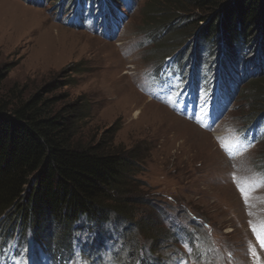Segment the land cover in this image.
Segmentation results:
<instances>
[{
	"label": "rangeland",
	"instance_id": "rangeland-1",
	"mask_svg": "<svg viewBox=\"0 0 264 264\" xmlns=\"http://www.w3.org/2000/svg\"><path fill=\"white\" fill-rule=\"evenodd\" d=\"M77 1L0 0V70L9 68L0 94L15 84L24 87L25 96L57 86L50 95L60 97L58 107L81 109L76 143L106 141L108 145L137 148L145 157L146 169L139 176L149 184V197L157 200L166 213L181 218L193 232L189 246L178 240L167 241L166 247L155 253L158 262L255 264L256 257L249 251L251 241L260 264H264V249L256 244L249 229L250 220L264 217V137L256 142L250 138L245 148L234 154L228 152L242 141L239 133L242 127L247 129L252 124L248 122L250 116L264 107V96L251 86L264 71L250 64L240 69L223 66L217 43L207 41L205 47L213 55V68L220 69L221 74L207 73L208 67H201L209 65L211 58L201 52L199 37L187 38L185 44L176 43L175 47L168 42L172 47L167 51L157 49L162 42L156 46L150 43L148 26L154 21L145 11L151 2L160 4L162 0H126L128 7L121 5L123 0L117 4L104 0L113 12H106L107 17L106 13L100 14L102 27L95 24V15L102 6L99 0H95L92 11L88 10L91 16L95 11L92 20L76 26L72 16ZM81 13L80 18L84 10ZM158 21L154 23L160 24ZM206 24L203 20L200 25ZM182 46L186 48L179 59L188 70L177 64L171 67L170 73L182 78L179 88L173 91L171 87L178 86V82L162 77L160 70L167 56ZM251 55L257 53L246 57ZM193 67L196 77L200 69L202 72L200 83L199 76L196 78V91L204 114L212 112L218 81L231 88L225 110L212 124L193 121L175 106L177 96L192 84L189 80ZM135 100L140 103L133 104ZM138 108L141 113L135 114ZM221 143L229 146L227 151ZM238 182L254 186L247 204ZM146 209L148 212L142 214L148 220L146 235L159 231L162 225L168 228L165 221L154 216L155 210ZM11 218L17 219L14 215ZM105 227L110 232L112 227ZM52 231L55 234L61 230L55 225ZM113 233L126 240L122 229ZM89 235L90 231L80 232L76 263L118 264L107 250L101 259L96 258L94 246L88 244L93 239ZM128 238L129 248L151 246V239L138 233L128 232Z\"/></svg>",
	"mask_w": 264,
	"mask_h": 264
},
{
	"label": "trees",
	"instance_id": "trees-1",
	"mask_svg": "<svg viewBox=\"0 0 264 264\" xmlns=\"http://www.w3.org/2000/svg\"><path fill=\"white\" fill-rule=\"evenodd\" d=\"M145 12L154 22L160 20V24L148 26L150 43L156 46L162 42L157 48L160 51L199 37L201 52L211 58L209 65L201 67L207 66V73L221 74L213 68L207 41L217 43L223 66L240 69L250 64L264 71V0H162L160 4L151 2ZM203 20L206 26L200 25ZM185 48L178 47L167 57L174 56L177 66L188 70L179 59ZM252 52L257 55L247 58ZM8 70V66L0 70V87ZM190 73L195 78L194 67ZM201 73L200 69V81ZM262 73L251 86L264 96ZM56 88L51 85L25 96L24 87L15 84L0 94V256L7 254L6 246L15 241L17 248H26L27 253L43 252L55 261L69 260L83 230L90 231L93 239L88 244L94 246L96 258L101 259L107 250L118 264H162L155 253L170 239L189 246L193 232L185 222L166 213L148 195L149 184L139 176L146 169L145 157L137 148L106 141L76 143L81 109L58 107L60 97L50 95ZM263 108L248 122H264ZM259 133L260 140L264 127ZM147 207L155 210L156 214L150 215H157L168 228L162 225L159 231L146 235L148 220L142 214L148 212ZM13 215L17 217L14 221L10 219ZM55 225L60 233H53ZM105 225L112 227L110 232ZM120 229L126 240L113 233ZM128 232L151 239V246L129 248Z\"/></svg>",
	"mask_w": 264,
	"mask_h": 264
},
{
	"label": "snow or ice",
	"instance_id": "snow-or-ice-1",
	"mask_svg": "<svg viewBox=\"0 0 264 264\" xmlns=\"http://www.w3.org/2000/svg\"><path fill=\"white\" fill-rule=\"evenodd\" d=\"M221 146L225 148L226 151L228 150L229 146L227 144L221 143ZM237 186L245 200V203L247 204L248 200L250 199L251 191L254 190V186H247L246 182H238ZM249 215L252 216L253 213L250 212ZM249 229L255 238L256 244H258L261 249H264V217L250 220ZM249 251L253 256L256 257L255 264H260L258 254L255 251V246L251 241L249 242Z\"/></svg>",
	"mask_w": 264,
	"mask_h": 264
},
{
	"label": "bare ground",
	"instance_id": "bare-ground-1",
	"mask_svg": "<svg viewBox=\"0 0 264 264\" xmlns=\"http://www.w3.org/2000/svg\"><path fill=\"white\" fill-rule=\"evenodd\" d=\"M115 20V19H114ZM230 90H231V88H229ZM140 102L138 101V100H135V102H133V104H139ZM139 113H141V111H140V108H138V110L136 109V111H135V114H139ZM163 117H165V116H163ZM163 117L161 118L162 120H163ZM151 118H153V117H151ZM162 120H158L159 122L160 121H162ZM261 134V133H260Z\"/></svg>",
	"mask_w": 264,
	"mask_h": 264
},
{
	"label": "clouds",
	"instance_id": "clouds-1",
	"mask_svg": "<svg viewBox=\"0 0 264 264\" xmlns=\"http://www.w3.org/2000/svg\"><path fill=\"white\" fill-rule=\"evenodd\" d=\"M127 2H126V0H125V4H126ZM128 6H129V4H128ZM170 57V56H169ZM168 58V57H167ZM166 58V59H167ZM166 61V60H165ZM164 61V63H163V65H162V68H161V70L160 71H163V69H164V67H165V64H166V62ZM178 74V73H177ZM162 77H163V75H162Z\"/></svg>",
	"mask_w": 264,
	"mask_h": 264
}]
</instances>
